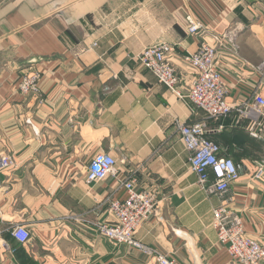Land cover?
I'll return each instance as SVG.
<instances>
[{
	"label": "crops",
	"instance_id": "1",
	"mask_svg": "<svg viewBox=\"0 0 264 264\" xmlns=\"http://www.w3.org/2000/svg\"><path fill=\"white\" fill-rule=\"evenodd\" d=\"M186 14L212 32L236 25L241 60L232 65L224 48L220 58L228 100L255 89L264 97V75L253 69L264 59V0H0V150L13 160L0 172V264H156L95 229L111 220L106 199L125 196L112 176L86 182L100 150L137 178L136 188L158 187L157 215L136 239L182 264H231L212 225L221 199L199 186L177 130L207 113L137 58L150 44H172L185 93L193 75L183 55L199 42L183 28ZM33 56L46 62L26 66ZM30 69L43 74L40 92L24 97L17 81ZM210 123L207 136L240 173L229 207L264 244V172L255 176L264 167V109ZM15 223L29 230L27 243L11 237Z\"/></svg>",
	"mask_w": 264,
	"mask_h": 264
},
{
	"label": "built area",
	"instance_id": "2",
	"mask_svg": "<svg viewBox=\"0 0 264 264\" xmlns=\"http://www.w3.org/2000/svg\"><path fill=\"white\" fill-rule=\"evenodd\" d=\"M188 34L197 37L199 42L193 52L183 55V61L193 75L185 93L179 89L180 76L172 60L176 53L172 44H150L142 49L137 58L144 68L149 69L176 96L189 99L195 107L207 113L206 120L180 123L177 126L180 140L188 152L189 168L205 192L217 194L221 199L212 211V225L218 242L226 247L231 264H264V244L247 235L241 217L228 204L230 185L239 179V169L232 158L220 155V146L207 136L208 132L214 131L210 122L230 113L246 117L250 113L260 114L264 109V97L255 89L248 99L235 102L228 100L220 58L224 48L229 60L238 59L240 62L232 45L235 32L215 33L205 26L191 23ZM253 69L263 76L264 59L254 65ZM42 77L38 69L24 71L17 81L19 94L24 97L32 93L39 94ZM221 127L219 125L218 129ZM117 163L116 157L102 150L95 152L89 161L86 172L88 184L109 175L115 179L118 189L125 193L123 198L111 196L106 199L111 220L96 222L95 229L117 245L125 244L141 250L154 259L156 264H182L136 239L135 233L141 223L157 215L158 194L150 187L136 188L137 178L133 174L121 175L116 168ZM12 165L10 155L0 150V172ZM255 172V176H261L264 167L256 168ZM8 230L19 243H27L30 239L29 230L21 223L11 225ZM2 245L5 247V243Z\"/></svg>",
	"mask_w": 264,
	"mask_h": 264
},
{
	"label": "water",
	"instance_id": "3",
	"mask_svg": "<svg viewBox=\"0 0 264 264\" xmlns=\"http://www.w3.org/2000/svg\"><path fill=\"white\" fill-rule=\"evenodd\" d=\"M191 23H194L196 25H202L205 27H208L206 25H204L202 22H200L199 20H197L192 14H186L184 17V22H183V28L185 30L186 33H188V27L191 25ZM224 31L221 32H216V33H223ZM162 42V41H160ZM93 45H95V43H93ZM46 60L44 57H37V56H33L30 57L28 59H26L25 61V65H33L36 63H45ZM121 161H123V164L125 163V159L123 157L120 158ZM152 188H155L158 191V187L155 184L150 185Z\"/></svg>",
	"mask_w": 264,
	"mask_h": 264
},
{
	"label": "rangeland",
	"instance_id": "4",
	"mask_svg": "<svg viewBox=\"0 0 264 264\" xmlns=\"http://www.w3.org/2000/svg\"><path fill=\"white\" fill-rule=\"evenodd\" d=\"M236 26V25H235ZM234 26V28L232 27V28H230V29H228V30H226V31H232V32H235V35H234V39H233V43H232V45L235 47V49H236V52H237V55L239 56V44L237 43V39H236V35H237V28ZM225 32V31H224ZM216 33V32H215ZM231 45V46H232ZM239 59H240V56H239ZM241 60V59H240ZM229 62L230 63H232V65H238V59H231V60H229ZM223 69V68H222ZM223 79H224V69H223Z\"/></svg>",
	"mask_w": 264,
	"mask_h": 264
}]
</instances>
